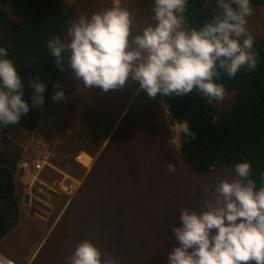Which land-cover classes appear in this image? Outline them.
<instances>
[{
  "label": "rangeland",
  "instance_id": "rangeland-1",
  "mask_svg": "<svg viewBox=\"0 0 264 264\" xmlns=\"http://www.w3.org/2000/svg\"><path fill=\"white\" fill-rule=\"evenodd\" d=\"M67 2L76 4V18L118 3L130 4L139 18L151 15L150 0ZM253 9L248 29L255 38L264 39V4ZM59 75L55 93L63 90L66 100L52 99L56 105L43 114L37 131L11 137L0 128V144L21 155L14 178L20 223L0 242V253L17 264H66L77 244L91 241L116 264H167L175 243L171 225H178L180 210L199 211L206 189L234 173L220 166L200 175L185 164L176 128L169 125L172 120L162 102L165 97L152 99L131 83L108 93L95 87L87 90L75 81L67 58ZM93 90L95 99L87 101L93 112L85 113L83 97L74 95ZM233 100L234 95L226 96L217 104L228 108ZM109 117L114 120L112 129L107 134L104 128L97 130ZM95 130V139L85 145L88 150L73 153L81 147L77 135L89 137ZM40 143L47 146L41 154L37 153ZM44 156L54 161L55 170L21 168V162ZM169 163L176 165L174 173H169ZM70 183L75 188L72 195L66 194ZM101 214L110 218L107 226L98 221Z\"/></svg>",
  "mask_w": 264,
  "mask_h": 264
},
{
  "label": "clouds",
  "instance_id": "clouds-1",
  "mask_svg": "<svg viewBox=\"0 0 264 264\" xmlns=\"http://www.w3.org/2000/svg\"><path fill=\"white\" fill-rule=\"evenodd\" d=\"M216 4L218 10L213 9L211 19L198 27L189 26V0H150L147 19L139 18L130 4H114L79 15L68 26L66 36L49 39L47 48L61 71L67 58L75 81L87 90L95 87L108 93L131 83L152 99L165 97L162 102L181 150L182 136L195 139L196 135L187 120L179 123L173 119L170 97L196 90L209 104L223 102L228 93L223 83H217L222 75L235 78L242 69L251 72L258 66L255 37L248 29V18L254 14L251 0H216ZM8 55L0 47L3 126L19 124L30 111L23 100L18 69ZM31 86L33 107H40L46 86L35 81ZM53 99L66 100L64 91L54 93ZM49 162L55 170L54 161ZM167 169L174 173L176 165L169 163ZM232 172L230 178L206 189L207 198L199 204V211L180 210L178 225H171L175 243L167 254V264H264V173L258 184L252 178V164L246 160L236 163ZM66 264L116 261L91 241H83L66 258Z\"/></svg>",
  "mask_w": 264,
  "mask_h": 264
},
{
  "label": "trees",
  "instance_id": "trees-1",
  "mask_svg": "<svg viewBox=\"0 0 264 264\" xmlns=\"http://www.w3.org/2000/svg\"><path fill=\"white\" fill-rule=\"evenodd\" d=\"M251 4L253 8L262 6L264 0H251ZM213 9L218 10L216 0H189V26L198 27L211 19ZM77 15L76 4H69L67 0H0V47L7 49L9 55L6 58L12 60L18 69L25 93L23 100L30 107L19 124L0 125L4 133L19 137L37 131L43 114L56 105L52 99L62 71L55 57L50 55L47 41L57 35L65 37L68 26ZM254 50L258 53V66L254 71L242 69L235 78L224 74L217 81L224 84L227 96L234 95L230 107L223 108L218 102L209 104L196 90L169 99L173 119L179 123L187 120L196 135L195 139L182 136L181 154L185 164L197 174L208 175L218 166L232 171L236 163L246 160L252 164V178L259 184V177L264 173L263 38H255ZM33 81L46 86L42 94L45 102L40 107H33ZM74 97H83L81 108L84 106L85 113L93 112V106L90 108L87 101L92 103L95 99L94 90L89 95L75 94ZM95 137L96 134L89 137L77 135L81 147L73 153L83 148L88 150L86 146ZM7 150L0 144V242L19 227L21 218L14 180L21 155ZM118 204L120 202L115 201V205ZM109 220L107 214H101L98 221L107 226Z\"/></svg>",
  "mask_w": 264,
  "mask_h": 264
},
{
  "label": "built area",
  "instance_id": "built-area-1",
  "mask_svg": "<svg viewBox=\"0 0 264 264\" xmlns=\"http://www.w3.org/2000/svg\"><path fill=\"white\" fill-rule=\"evenodd\" d=\"M46 144H42L40 143V146L41 147H37L38 151L37 153L41 154L42 152H44L46 150V147L45 146ZM50 166V162H49V157L48 156H44L42 158H37L36 160H34L33 162L29 163L27 161L25 162H21V168L24 169L25 171H30L32 172V170L34 171H37V172H41L43 171L45 168L49 167ZM74 185H69L67 187V190L66 192L67 193H72L74 191ZM6 258L5 256H3L1 253H0V263H3V259ZM7 259V258H6ZM9 260V259H8ZM10 261V260H9ZM12 262V261H11Z\"/></svg>",
  "mask_w": 264,
  "mask_h": 264
},
{
  "label": "flooded vegetation",
  "instance_id": "flooded-vegetation-1",
  "mask_svg": "<svg viewBox=\"0 0 264 264\" xmlns=\"http://www.w3.org/2000/svg\"><path fill=\"white\" fill-rule=\"evenodd\" d=\"M124 105H125V103H124ZM109 119H110V117L107 118L103 123H101L97 130H101V129L105 128V132L108 133L110 128L112 127V124L114 123L113 118H111L110 121H109ZM95 134H98L97 131Z\"/></svg>",
  "mask_w": 264,
  "mask_h": 264
},
{
  "label": "bare ground",
  "instance_id": "bare-ground-1",
  "mask_svg": "<svg viewBox=\"0 0 264 264\" xmlns=\"http://www.w3.org/2000/svg\"><path fill=\"white\" fill-rule=\"evenodd\" d=\"M0 264H17V263H15L14 261L11 262L8 259L4 258L3 263H0Z\"/></svg>",
  "mask_w": 264,
  "mask_h": 264
}]
</instances>
